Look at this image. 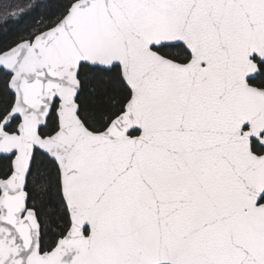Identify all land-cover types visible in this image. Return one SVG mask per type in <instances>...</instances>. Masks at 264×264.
Returning <instances> with one entry per match:
<instances>
[{
    "label": "snow or ice",
    "instance_id": "obj_1",
    "mask_svg": "<svg viewBox=\"0 0 264 264\" xmlns=\"http://www.w3.org/2000/svg\"><path fill=\"white\" fill-rule=\"evenodd\" d=\"M0 264H264V0H0Z\"/></svg>",
    "mask_w": 264,
    "mask_h": 264
}]
</instances>
